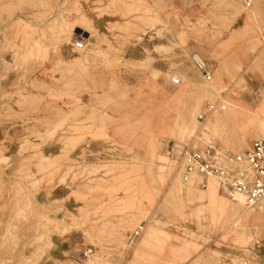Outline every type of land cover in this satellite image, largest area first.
<instances>
[{
    "label": "rangeland",
    "instance_id": "rangeland-1",
    "mask_svg": "<svg viewBox=\"0 0 264 264\" xmlns=\"http://www.w3.org/2000/svg\"><path fill=\"white\" fill-rule=\"evenodd\" d=\"M92 15L111 23L99 31ZM63 44L77 58L58 59ZM193 53L217 60L211 80ZM40 65L44 83L31 80ZM257 69L264 0H0V79L21 78L14 93L0 82V264H39L35 250L73 229L101 251L57 264H104L116 250L136 264L147 261L138 244L169 243L178 264H264V206L244 212L215 178L202 186L185 155L189 143L243 152L264 141V96L245 80ZM58 185L81 207L55 200Z\"/></svg>",
    "mask_w": 264,
    "mask_h": 264
},
{
    "label": "crops",
    "instance_id": "crops-1",
    "mask_svg": "<svg viewBox=\"0 0 264 264\" xmlns=\"http://www.w3.org/2000/svg\"><path fill=\"white\" fill-rule=\"evenodd\" d=\"M190 10V9H189ZM41 11V10H40ZM194 9L191 8V15H201L204 16V10L202 9V14L197 12H193ZM35 12V10L29 9V13ZM11 16H15L12 14ZM92 24L93 27L97 30H102L103 28H107L108 24L111 23L108 16H98V15H92ZM238 19V18H237ZM235 19V22L237 21ZM235 26V25H233ZM234 30L237 28L234 27ZM210 46V45H209ZM205 47L202 51V55H207V49L210 47ZM129 50V47H128ZM75 49L72 46H69L68 44L61 45L57 50V58L61 60H73L77 58L75 56ZM202 58L207 62V64H216L217 60L212 59L210 62L202 56ZM45 70L43 68V65L38 66L37 71L33 74H31V80L33 82L37 81L41 83H44L47 80V77L45 76ZM20 74L16 70H10L9 72H5L4 76L0 79L1 85L10 93L16 92L17 89V83L20 80ZM206 80H211L210 77H207ZM245 80L247 83V93L249 96H264V74L261 70H254L250 74H246ZM27 81L29 82V76L27 77ZM27 88H29V83L26 84ZM29 90V89H28ZM35 89H32L34 95L36 96H43V91H38L37 93L34 91ZM211 112V111H209ZM2 135L1 128H0V137ZM11 139V138H10ZM1 142V141H0ZM220 143V142H219ZM217 143V144H219ZM52 142H47L43 149L48 150V152L52 151V147L54 145H57ZM106 144L105 140L100 138L97 140H93L89 143V145L92 146V149H98L103 148ZM221 147L220 145H218ZM222 148V147H221ZM227 149V148H226ZM230 150V149H229ZM247 150V149H246ZM233 151V150H231ZM235 152V151H233ZM15 156V154L7 155V157ZM208 184V182H207ZM206 184V186H207ZM218 185V184H217ZM55 187L52 192L56 193L59 191V195H56L57 197L55 200H65L64 207L67 210L71 209H77L81 207V201L75 200V198L69 197L71 194V191L67 190V186L64 187ZM218 189L220 190L219 186ZM221 191V190H220ZM222 192V191H221ZM95 241H97V238H94ZM146 238L141 239V241H145ZM138 244V243H137ZM137 244L135 247H137ZM176 246L175 244L169 243L165 245V250L160 253L156 249L152 250L149 248H146L142 244H138V250L137 254L139 257L143 256L147 259L145 260H139L136 264H178L177 260L169 254L171 252V249ZM134 247V248H135ZM264 247V246H263ZM94 253L91 255H98V253L101 251L100 246L94 244L93 242L87 243V238L85 237L83 231L80 229H73L72 231L65 233V234H59V233H53L50 236L49 244L47 248H44L41 252L39 250H35L36 253H40V259L39 264H57L58 262L62 261H75L77 263H80L79 261L82 260L84 257L89 256L91 252ZM91 250L90 253L88 251ZM133 253L132 252V259L128 260L127 263H125L123 260L119 262V257H121L120 250L113 251L112 253L109 251H103V259H105L104 264H132L133 259ZM259 254H264V248L262 250H258ZM193 256V255H192ZM192 259V258H191ZM131 261V262H130ZM190 261V259H189ZM189 261L184 262L183 264H188Z\"/></svg>",
    "mask_w": 264,
    "mask_h": 264
},
{
    "label": "built area",
    "instance_id": "built-area-1",
    "mask_svg": "<svg viewBox=\"0 0 264 264\" xmlns=\"http://www.w3.org/2000/svg\"><path fill=\"white\" fill-rule=\"evenodd\" d=\"M191 58L194 65L210 77L207 62L202 56L193 53ZM212 109L210 106L207 108L208 111ZM185 145H188L185 152L189 160L187 167H197L203 179L202 186H206L209 178H215L220 190L226 195L232 197L242 193L247 206H264V141L255 140L251 148L243 152H233L213 144H207L204 149H190V143ZM137 234L138 231L135 232ZM134 237H129L130 244L134 243ZM242 263L249 264L247 260Z\"/></svg>",
    "mask_w": 264,
    "mask_h": 264
},
{
    "label": "bare ground",
    "instance_id": "bare-ground-1",
    "mask_svg": "<svg viewBox=\"0 0 264 264\" xmlns=\"http://www.w3.org/2000/svg\"><path fill=\"white\" fill-rule=\"evenodd\" d=\"M17 17V16H16ZM56 15L55 14H53V15H51L49 18H47V20L45 21L46 22V25L45 26H47V24H50L51 22H52V24H53V21L54 20H56ZM20 18V17H19ZM8 20H10V21H12V20H15V16H12L10 19H8ZM44 22V21H43ZM39 25V24H38ZM37 25V26H38ZM58 25V24H57ZM39 26H43V23H42V25L40 24ZM59 26V25H58ZM57 28V27H56ZM35 29H37V28H35ZM34 30V29H33ZM78 41H80V40H78ZM82 42V41H81ZM205 119V118H204ZM190 176V175H189ZM188 178V177H187ZM194 182H190V187H191V189H196L195 187H194ZM210 186H213V184L211 183L210 185H209V187H208V189L206 190V192L208 193V192H210ZM231 197V196H230ZM231 199H232V201L234 202V204L235 205H237L238 207H243V205H245V207L243 208V211L245 212L246 210H248V209H251V208H253V207H250V206H247L246 205V199H245V196H244V194H242V193H237V194H235L234 196H232L231 197ZM206 204L204 203V206H205ZM242 216V214H240V216H239V218H238V220H237V222H236V224L241 220V217ZM72 217H76V215L75 214H72ZM71 264H74V263H71Z\"/></svg>",
    "mask_w": 264,
    "mask_h": 264
}]
</instances>
